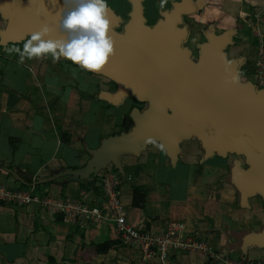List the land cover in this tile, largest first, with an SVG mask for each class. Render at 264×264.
Here are the masks:
<instances>
[{"label": "crops", "instance_id": "crops-1", "mask_svg": "<svg viewBox=\"0 0 264 264\" xmlns=\"http://www.w3.org/2000/svg\"><path fill=\"white\" fill-rule=\"evenodd\" d=\"M205 1L220 2L222 6L215 7L219 12L237 8L239 15L254 1L260 5L258 17H264V0L202 4ZM14 48L22 50L23 43L5 47L8 55L0 51V186L28 193L35 185L23 186L26 179L35 183L82 168L90 158L88 151L101 139L132 127L128 115L139 106L130 98L115 107L100 101L96 96L100 90L113 89L96 75L62 58L54 63L49 55L21 61L19 53L8 51ZM227 167L226 159H204L198 141L189 139L178 143L176 160L160 140H152L137 156L121 155L118 169L112 164L106 169L120 177L119 201L129 224L163 233L170 223L182 222L219 254L235 243L228 232L264 229L261 199L252 197L247 207H239L235 189L223 180ZM91 181L65 176L39 184L32 192L40 203L0 201V264H47L49 258L70 264L81 244L80 233L99 230L101 220L86 212L62 210L58 204H80L86 210L98 206L100 191ZM134 190L138 207L132 205ZM249 253L251 248L245 254ZM205 263L209 261L193 254L170 257V264ZM80 264L150 263L121 245Z\"/></svg>", "mask_w": 264, "mask_h": 264}, {"label": "water", "instance_id": "water-1", "mask_svg": "<svg viewBox=\"0 0 264 264\" xmlns=\"http://www.w3.org/2000/svg\"><path fill=\"white\" fill-rule=\"evenodd\" d=\"M127 2L128 20L120 31L122 18L109 7L112 57L99 71L81 69L115 85L113 91L100 90L98 100L115 107L130 98L146 107H133L129 131L101 139L96 149L88 151L90 158L82 168L67 169L33 185L65 176L89 178L111 164L118 169L121 155L137 156L152 140H160L167 155L176 160L178 143L195 139L204 159L236 158L223 180L235 189L239 207H247L252 197H259L264 206V88L257 91L250 83H240L241 60L227 62L224 50L232 33L216 35L211 24L202 33L205 42L198 46L200 58L193 65L191 52L182 49L188 31L180 25L185 17L198 13L202 0L173 3L151 27L145 24L144 0ZM71 7L72 0H0V18L6 22L0 29V47L22 42L42 25L52 30L48 38L66 39L59 21ZM228 235L235 243L224 247L220 257L264 249V229Z\"/></svg>", "mask_w": 264, "mask_h": 264}, {"label": "rangeland", "instance_id": "rangeland-1", "mask_svg": "<svg viewBox=\"0 0 264 264\" xmlns=\"http://www.w3.org/2000/svg\"><path fill=\"white\" fill-rule=\"evenodd\" d=\"M177 2H179V0H166L164 9H162L159 7V1L144 0L143 7L147 25H153L156 19L159 20V15L162 11L170 10L172 4ZM253 3L254 4L248 3V8H245L244 11L240 12L243 14L239 15V9L237 8H224L222 9L223 11L219 12L215 7L220 8L222 6L220 5V2L205 1L197 14L185 17L180 25V27H186L188 31V36L182 43V49L191 52V63L197 65L200 58L198 46L205 42L202 33L205 32L211 24L215 25L216 35L231 32V43L228 44L224 50L228 53L227 62L230 63L234 60H241L238 69L239 82L242 84L250 83L255 86L257 91H261L264 87L258 73L259 65L257 59L259 56V48L262 47L264 51V17H258L259 13L257 8L260 9V5H256V2L254 1ZM108 5L122 18V23L118 28V31H120L122 25L128 20L130 5L127 0H108ZM236 15L237 18H234ZM5 27L6 22L0 18V29H4ZM28 38L29 37H26L20 43H24ZM20 43L13 45H18ZM0 49H4L0 51H2L3 54L5 53L8 55V52H5V47H0ZM97 77L101 84L104 82L110 89H115V85L111 81L101 76ZM145 107V105H140V109H144ZM231 159L235 160L236 158L234 156H228L226 158L227 166L232 161ZM0 188L10 190L1 186ZM260 219L264 220L261 217ZM225 257L233 262L238 261L245 264H264V252L255 248H251V253L249 254L232 251L224 255L222 258Z\"/></svg>", "mask_w": 264, "mask_h": 264}, {"label": "built area", "instance_id": "built-area-1", "mask_svg": "<svg viewBox=\"0 0 264 264\" xmlns=\"http://www.w3.org/2000/svg\"><path fill=\"white\" fill-rule=\"evenodd\" d=\"M258 73L264 87V51L259 48L257 59ZM97 178V177H96ZM120 177L112 170L105 169L97 178L96 187L100 191L101 201L98 206L86 210L80 204L67 202L62 206V210L74 211L76 213L86 212L88 215H95L101 221L108 220L115 224L121 245L132 248L140 254L142 260L150 264H170V257L177 254H193L208 260L205 264H245L243 262H233L227 257L222 258L214 252L211 247L197 237L193 229H189L185 223L172 222L166 232L158 233L145 226H133L128 223L125 213L122 211L119 201ZM32 190L28 193L14 192L0 188V201L13 204L40 203L36 194ZM44 204L45 201H42Z\"/></svg>", "mask_w": 264, "mask_h": 264}, {"label": "clouds", "instance_id": "clouds-1", "mask_svg": "<svg viewBox=\"0 0 264 264\" xmlns=\"http://www.w3.org/2000/svg\"><path fill=\"white\" fill-rule=\"evenodd\" d=\"M68 0H66V3ZM74 7L65 12L59 21L66 39H50L51 28L42 25L33 32L20 48L21 61L49 55L52 61L64 58L88 71L101 70L114 54V41L110 35L108 0H72ZM166 0H160L164 8Z\"/></svg>", "mask_w": 264, "mask_h": 264}, {"label": "trees", "instance_id": "trees-1", "mask_svg": "<svg viewBox=\"0 0 264 264\" xmlns=\"http://www.w3.org/2000/svg\"><path fill=\"white\" fill-rule=\"evenodd\" d=\"M13 45V44H9ZM7 45V46H9ZM70 62V61H69ZM74 170V169H73ZM92 179L91 185L96 187L97 178L95 176L89 177ZM33 182L29 179L24 180L22 184L25 187L32 186ZM37 186V185H36ZM34 187L38 189L39 186ZM138 190H134L132 205L138 207V201L136 193ZM0 205H3L0 202ZM78 230L75 231L77 233ZM81 244L77 247L74 255V259L70 261V264L90 263L95 257L106 254L109 250L121 246L118 233L115 230V224L112 221L102 220L99 230H86L80 233ZM47 264H57L53 259L49 258Z\"/></svg>", "mask_w": 264, "mask_h": 264}, {"label": "flooded vegetation", "instance_id": "flooded-vegetation-1", "mask_svg": "<svg viewBox=\"0 0 264 264\" xmlns=\"http://www.w3.org/2000/svg\"><path fill=\"white\" fill-rule=\"evenodd\" d=\"M144 17H145V14H144ZM145 20H146V17H145ZM156 22H157V19H156L155 23H156ZM155 23H154V24H155ZM145 24L147 25L146 21H145ZM154 24H153V25H154ZM148 26L151 27L152 25H148ZM137 105L139 106L138 108L140 109V104H137ZM141 110H142V109H141Z\"/></svg>", "mask_w": 264, "mask_h": 264}]
</instances>
